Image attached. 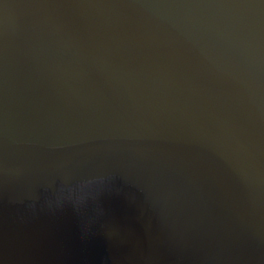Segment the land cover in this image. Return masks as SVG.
Masks as SVG:
<instances>
[{
	"label": "water",
	"instance_id": "obj_1",
	"mask_svg": "<svg viewBox=\"0 0 264 264\" xmlns=\"http://www.w3.org/2000/svg\"><path fill=\"white\" fill-rule=\"evenodd\" d=\"M0 264H264V0H0Z\"/></svg>",
	"mask_w": 264,
	"mask_h": 264
}]
</instances>
